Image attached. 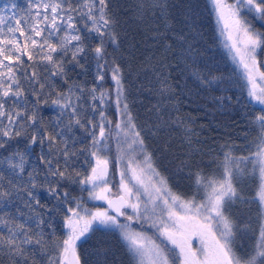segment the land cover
I'll list each match as a JSON object with an SVG mask.
<instances>
[{
    "label": "snow or ice",
    "instance_id": "1",
    "mask_svg": "<svg viewBox=\"0 0 264 264\" xmlns=\"http://www.w3.org/2000/svg\"><path fill=\"white\" fill-rule=\"evenodd\" d=\"M211 3L218 24H223L221 35L228 30L230 44L225 47L233 63L244 70L248 97L264 105V61L258 59V50H264V32L252 24L264 21V0ZM109 4L110 0H28L23 16H18L14 3L0 8V164L6 165L0 171V202L23 192L21 200L36 213L29 217L31 224L7 228V239L0 236V251L6 247L11 257L23 258L26 252L51 246L47 264H81L77 242L96 225L105 233L119 234L134 264H264V108L252 118L259 136L244 149L249 155L236 156L234 146H222L223 159L211 173L200 164L193 171L182 162L174 178L189 179L192 194L173 191L169 177L154 166L146 144L148 132L155 134L169 122L179 123L164 117L174 92L170 72L157 70L158 99L149 109L156 122L146 132L131 111L123 66L108 52L109 45L114 51L120 47L118 21ZM155 8L163 15L164 0H138L141 14ZM82 60L94 64L91 86L68 78L67 66L84 68ZM41 64L45 80L38 75ZM168 67L162 64V69ZM192 76L205 87L222 83L212 72L194 71ZM106 78L110 87L103 83ZM57 79L66 89L57 86ZM42 105L58 109L57 119L48 126L41 116ZM76 128L84 131L85 139L76 137ZM35 146L47 149L39 155L43 167L33 165L29 171V150ZM185 169L186 177L180 175ZM248 174L258 181L253 198L259 213L255 229H241L230 211L237 202H247L239 184ZM5 179L12 190L4 186ZM65 181L77 185L81 195L63 189ZM45 185L57 201L54 209L65 213L66 233L60 241L54 239L50 218L38 211L35 189ZM83 193L107 208L93 211ZM121 217L141 222V230H132ZM8 223L0 217V225ZM145 227L154 229L153 235H147ZM249 231L254 244L238 242ZM197 240L199 248L194 246ZM15 264L20 260L15 259Z\"/></svg>",
    "mask_w": 264,
    "mask_h": 264
},
{
    "label": "trees",
    "instance_id": "2",
    "mask_svg": "<svg viewBox=\"0 0 264 264\" xmlns=\"http://www.w3.org/2000/svg\"><path fill=\"white\" fill-rule=\"evenodd\" d=\"M12 3L16 5L18 16H23L28 0H0V8L10 7ZM164 3L166 8L163 15L159 8L146 9L141 14L138 12V0H110V11L118 21L116 31L120 47L114 51L109 45L108 52L123 66L131 111L137 124L143 125L146 132L156 122L149 109L158 99L154 94L157 70L170 72L174 92L167 103L164 117L166 120L169 116L173 120L178 119L179 123L169 122L155 134L148 132L146 144L152 154L154 166L169 177L173 191L190 196L191 181L187 178H174L176 169L182 162H188L193 171L196 170V164H200L205 173H211L217 170V165L222 161L221 148L225 145L234 146L236 156L249 155V151L244 149L253 145L259 136L252 118L263 107L248 97L246 82L221 42L210 1L164 0ZM252 22L259 31L264 32V21L257 19ZM165 44L170 45V48L165 49ZM23 59L27 60V57ZM81 63L84 68L67 66L68 78L91 86L94 82V64L90 60H82ZM162 64L169 67L162 69ZM27 71L31 72L32 68ZM37 71L40 79L45 80L47 73L43 64ZM194 71L202 74L212 72L222 78V83L211 87L202 86L192 76ZM103 83L105 87H110L112 82L110 78H106ZM56 84L59 88L67 87L59 79ZM25 86L27 87L26 84ZM33 99V96H28L29 101ZM57 113L58 109L42 105L44 125L48 126L51 121L56 120ZM110 118L115 120V116ZM74 131L80 140L85 139L83 130L76 128ZM18 143L22 149L24 139L21 138ZM80 147L78 141L77 149ZM46 150L39 146L29 150V171L33 165L43 167L39 164V155ZM82 159L81 157L78 162L82 163ZM5 167L6 165L0 164V171ZM187 171L185 169L180 175L186 177ZM40 179H43L42 171ZM3 184L12 190L7 179ZM257 184L258 181L253 180L251 174L246 175L239 184L247 202H237L230 211L241 229H255L258 226V206L253 200ZM62 188L67 189L72 196L81 195L79 187L67 181L62 184ZM35 191L40 201L38 211L45 213V219L50 218L56 231L54 239L62 240L66 233L63 226L64 210L54 209L57 201L51 197L46 185L38 186ZM23 196L24 193L21 192L19 197L13 196L0 202V217L9 221L6 226L0 225V236L4 239L8 237V227L15 228L21 223L31 224L29 217L36 214L25 206L20 198ZM83 196L89 208L96 207L92 200H87V193H83ZM48 209L53 211L48 212ZM94 229L77 242L81 264H134L118 233H105L96 225ZM238 242L253 245L251 231L243 241ZM51 251L49 246L44 251L37 249L26 252L23 258H13L5 247L0 251V264H15V259H19L20 264H25V261L27 264H47V256Z\"/></svg>",
    "mask_w": 264,
    "mask_h": 264
},
{
    "label": "rangeland",
    "instance_id": "3",
    "mask_svg": "<svg viewBox=\"0 0 264 264\" xmlns=\"http://www.w3.org/2000/svg\"><path fill=\"white\" fill-rule=\"evenodd\" d=\"M209 1H210V4H211V7H212V10H213V6H212V3H211V0H209ZM213 14H214V17H215V20H216V23H217L218 33H219V36H220V38H221V42H222L223 46L225 47V43H226V42L230 44V42L227 41L228 30H227V29H224V34L221 35V29H223V24H222V23L218 24V22H217V18H216V15H215L214 11H213ZM252 24H253L254 28H255L256 30H258V29L255 27V23L252 22ZM258 31H259V30H258ZM225 49L228 51V49H227L226 47H225ZM228 53H229V51H228ZM229 55H230V54H229ZM230 57H231V56H230ZM258 59L261 60V61H264V50H258ZM235 65H236V67L238 68V70L240 71V73H241L242 76H243V71H244V70H243L242 66L238 67L237 64H235ZM261 71H264V65L261 66ZM245 82H246V81H245ZM245 84H246V89H247V88H248L247 82H246ZM250 99H251V98H250ZM251 100H252V99H251ZM252 101H253L254 103L260 105V104L257 103L256 101H254V100H252ZM260 106H262V107L264 108V105H260ZM115 119H116V117H115ZM113 148H114V146H113ZM250 167H251V166H250ZM93 203L96 204V207L91 208L93 211H95L97 208H99V209H105V208H107L106 204H105L103 201H93ZM121 220H122L123 222H125V223H130V227H131L132 230H135V231H140V230H141V222H135V221H133V222H128V221H125L123 217H121ZM94 226H95V225H94ZM143 230L145 231V233H146L147 235H153V233H154V229H151V228H147V227H145ZM82 238H83V237H82ZM82 238H81V239H82ZM194 246H195L196 248H199V247H200V244H199V241H198V240H197V241H194Z\"/></svg>",
    "mask_w": 264,
    "mask_h": 264
},
{
    "label": "water",
    "instance_id": "4",
    "mask_svg": "<svg viewBox=\"0 0 264 264\" xmlns=\"http://www.w3.org/2000/svg\"><path fill=\"white\" fill-rule=\"evenodd\" d=\"M107 206V205H106Z\"/></svg>",
    "mask_w": 264,
    "mask_h": 264
}]
</instances>
